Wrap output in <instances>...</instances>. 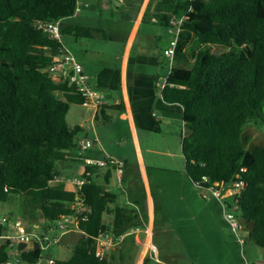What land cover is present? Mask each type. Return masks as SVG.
I'll list each match as a JSON object with an SVG mask.
<instances>
[{"label": "trees", "instance_id": "16d2710c", "mask_svg": "<svg viewBox=\"0 0 264 264\" xmlns=\"http://www.w3.org/2000/svg\"><path fill=\"white\" fill-rule=\"evenodd\" d=\"M76 5V0H0V203L23 195L24 214L36 221L39 211L43 229L71 214L70 204L80 195L89 206L81 236L71 257L54 264H126L124 256L96 255L101 232L120 237L144 225L136 211L116 205L117 196L107 188L111 176L99 183L93 176L100 168L85 165L80 189L54 185L60 177L57 163L67 160L84 131L71 127L67 114L85 99L73 85L50 77L47 69L64 46L36 23L70 18ZM99 6L103 19H118L112 0H100ZM155 10L158 24L166 28L172 15L184 17L162 97L183 108L186 175L195 186L241 184L229 205L238 206L248 239L264 249V147L246 151L242 140L246 125L264 123V0H160ZM66 33L91 36L81 27L67 26ZM195 42L199 48L191 51ZM233 48L236 53L223 54ZM92 86L120 91V70H101ZM121 108L102 105L97 122L108 123L107 110ZM109 205L115 208L107 224ZM6 250L0 245V264L8 259ZM42 257L40 249L22 255L28 264Z\"/></svg>", "mask_w": 264, "mask_h": 264}, {"label": "crops", "instance_id": "0c3cea01", "mask_svg": "<svg viewBox=\"0 0 264 264\" xmlns=\"http://www.w3.org/2000/svg\"><path fill=\"white\" fill-rule=\"evenodd\" d=\"M159 1L160 0H112L114 8L118 12V19L108 20L103 19L100 15V0H79V11L74 14V16L62 20L61 25L62 31L67 26L81 27L90 31L91 36L86 37L87 39H104L110 41L113 45L119 46L116 51H110L106 54L98 53L99 56L104 57L107 65H105V67H99L98 62H96V68L94 67L92 69V67L83 63L82 60H79L78 57H76V49L74 50V54L72 49H69L67 45H63L65 50L70 52L83 66L84 72L89 78V82L91 83V80L95 81L91 84L96 83L97 75L105 68L120 70L121 90L110 91L111 93L107 94V91H103L106 96V102L104 105L109 107L120 104L122 107L120 110L109 109L107 110V114L111 116L112 121L117 119L118 115L123 116V120L127 127L126 134L129 138H131V140H133L141 179L144 184V188L148 192L150 203L148 204L149 224L143 223V227L131 229L128 233L124 234V239L118 247L127 253L133 251V248L140 246L148 248L147 252L150 254L149 256H146L145 259L149 258L152 261V263L149 264H184V261H181L184 260V257L180 260H176L175 256H161L160 253L162 251L160 248L162 244L159 246L155 242L153 230L150 227L152 226L151 221L153 219L154 210V206L152 207V204L154 205V203L150 192L151 185L148 167L144 161L139 137V134L142 131L158 133L161 132L162 126L164 125L170 126L176 121L183 122L182 106L179 104H168L162 97L163 88L161 85L166 83L170 72V70H168V62L163 52L169 46L172 37L168 33L167 28L159 25L157 22L158 17L156 15L158 14L155 9ZM91 19L98 21L95 25H93L89 22ZM103 21L107 23H104ZM101 23H103V25ZM66 34L74 38L72 34ZM81 44L83 47H87L88 45L86 42H81ZM93 54L94 52L87 50L85 57L90 60ZM73 107H75L74 111H72ZM79 108L84 109L81 112L82 118H80V121L77 122V124L71 126H80L84 130L78 144L83 139L97 141V137L96 139L92 138L95 137L96 134L94 123L97 122L96 117L98 116L100 110H95V108L87 107L84 104H72L67 117L71 116L73 120H78L77 115L80 111ZM97 143V150H90L83 155L75 154L72 156V151H70L67 159L80 162V168L76 167V165L69 167L77 169L76 174L79 175L75 174L73 177L60 176L55 180L54 185L62 187L68 184L73 186L69 180L80 178L82 176L85 170V164L83 162L84 158L99 160L106 158V156L103 157L101 155V153L106 154L105 150L101 146L102 144L98 141ZM77 148H79V145ZM108 175L111 177L107 188L111 193L116 195V192L111 190L110 182L116 175V180L119 186L120 182H123V178L122 174L120 175L115 168L99 169V172L93 176V179L103 184L105 182V177ZM194 187L197 189L195 185ZM118 200L119 198L117 196V201ZM213 200L214 202H211V199L206 204L210 205L211 203H217L219 205V201L217 199L214 198ZM109 208L114 211L115 205H109ZM218 208L221 210L220 205ZM218 215L219 220H212L213 223L210 224L207 231L196 233V240L192 238L182 239L183 247H196V262H198V264H241L242 256L240 248L232 236L224 216L219 213ZM142 233H144L142 235L144 236L143 240L140 237ZM130 236H133V238L129 239ZM132 244H134V246ZM195 249H192L191 252L195 253ZM114 250L115 248L108 250L106 256L114 257ZM163 252L174 254L188 253L186 249L177 250L171 248L166 249ZM263 252L264 249H262V253ZM200 254L206 255L201 256ZM158 255L161 257L158 258ZM154 257H157V259ZM53 259H57V257ZM145 259H142V262L141 259L137 260L136 264H144Z\"/></svg>", "mask_w": 264, "mask_h": 264}, {"label": "rangeland", "instance_id": "374dc122", "mask_svg": "<svg viewBox=\"0 0 264 264\" xmlns=\"http://www.w3.org/2000/svg\"><path fill=\"white\" fill-rule=\"evenodd\" d=\"M98 20H89L90 23L95 25ZM101 22V21H100ZM99 22V23H100ZM104 23H107L103 21ZM103 25V23H101ZM77 40V41H76ZM81 42H86L87 47H83ZM61 43L67 45L69 49H72L75 54V49L77 50L75 54L79 60L83 63L88 64L92 69L96 66L98 62L99 67H105L107 65L104 57L99 56L100 54H106L110 51H116L119 46L113 45L110 41L104 39L90 40L86 37H71L68 34L62 36ZM199 48L198 42H195L191 48L192 50H197ZM87 50L94 52L91 59L85 57ZM236 49H225L223 54L234 52ZM167 60V59H166ZM168 62V61H167ZM96 68V67H95ZM169 68V64H168ZM169 70V69H168ZM91 80V83H94ZM105 93V92H104ZM107 93H111L107 91ZM78 120H73L67 117V122L70 126L77 124L82 118L81 112L84 110L79 108ZM75 110L73 107L72 111ZM120 116V117H119ZM95 127V137L99 143H101L106 154L101 153V155L107 158L114 159L117 162H123L122 167L123 182H118L116 180V175L114 179L110 182L111 190L116 192L119 200L116 205L134 210L138 213L140 220L143 223L149 224V203L150 199L147 190L144 188V184L141 179L140 169L136 157V152L133 145V140L129 138L126 134L127 127L123 120V116L118 115L117 119L110 120L108 123L98 121L94 123ZM184 133L183 122L176 121L170 126H162L161 132L151 133L142 131L139 134L140 145L144 161L148 167L149 179H150V192L153 200L154 206L153 219L151 221L154 239L157 245H161L160 255L175 256L176 260H180L184 257V264H198L196 262V247H183L182 239H195L196 233H201L202 231H207L210 224L213 223L212 220H219V215H223V208L220 205L221 210L218 208L219 205L211 203L206 204L209 200H204L198 195L197 189H195L193 183L190 181L185 172V161L182 155L181 140L182 134ZM243 146L246 151H251L256 146L264 147V123L256 125L254 122L246 125L244 128L243 136ZM98 143L89 149L97 150ZM86 151V152H88ZM86 152L80 151L79 148H74L72 150V156L75 154H85ZM105 159V158H104ZM76 165L80 168V162L73 161L72 159H67L63 162L57 163V171L60 176L63 177H73L76 174L77 169H72L69 166ZM79 175V174H76ZM113 206V205H112ZM112 209H108L105 214V222L110 224L112 222ZM24 197L23 195H12L10 196L7 203H0V221L4 216H13L21 219L27 227H39V231L42 229V217L41 213L38 211L35 213L37 220H31L28 215L24 214ZM236 216L240 218V213L237 212ZM230 230V227H228ZM140 235L141 239H144ZM235 241L236 238L231 232ZM80 232H73L64 235L61 238L59 246H53L48 250L43 252V256H50L57 259H66L71 257L73 253V247L79 237ZM130 236L129 239H132ZM63 239V240H62ZM167 244H166V243ZM3 241L0 239V245ZM134 246V244H132ZM238 245V244H237ZM61 246V247H60ZM114 256L117 259L122 257L127 264H136L137 260L145 259L149 256L147 248L144 246L133 248V251L127 253L120 247H114ZM186 249L188 253H166L163 252L166 249ZM240 248V247H239ZM195 249V253L191 250ZM241 252V251H240ZM244 254L249 261H263L264 262V252L261 254L259 247H257L249 239L246 241L244 246ZM201 256L206 254H200ZM160 256V257H161ZM158 255V258H160ZM154 260V259H153Z\"/></svg>", "mask_w": 264, "mask_h": 264}, {"label": "built area", "instance_id": "2783aa9c", "mask_svg": "<svg viewBox=\"0 0 264 264\" xmlns=\"http://www.w3.org/2000/svg\"><path fill=\"white\" fill-rule=\"evenodd\" d=\"M79 0H76V11H79ZM184 17L172 15L167 27L168 33L172 39L169 46L164 50L163 54L168 61L169 70L172 69L175 62V50L183 23ZM36 27L42 30L49 37L61 42L62 40V25L61 20L55 22H37ZM47 72L50 74L52 80L56 83L67 82L69 85H73L77 93H79L84 99V105L87 107H93L95 110H100V107L105 104L106 96L102 90H98L92 86L89 82L88 76L84 72L83 66L76 60V58L68 51H62L59 55L53 58ZM162 88L165 87L161 85ZM96 140L83 139L79 142V148L81 151H88L96 145ZM83 162L86 166H94L100 169L103 168H115V170L121 175L123 162H117L114 159H93L84 158ZM207 183V179L204 178ZM69 182L80 189L86 180L81 178H74ZM198 195L204 199L209 200L215 197L223 208V216L230 231L236 238V243L240 247L242 263L241 264H264L263 262H252L247 259L244 254V246L248 240V230L246 226L241 222L240 218L236 216L238 212L237 205H229V200L234 194L240 193L242 189L241 184H237L236 187H227L224 182H215L207 185H196ZM229 192V193H228ZM72 211L69 215L62 216L59 220L50 224L48 227L38 230V227L30 229L26 227L21 219L13 216H4L0 221V226L3 228V232L0 233V239L3 244L7 245L8 259L2 264H28V262L22 259V255L26 252H31L40 249L42 252L48 250L53 246H58L61 242V238L73 232H78L80 222L86 221L87 212H89V206L85 203V200L76 195L75 201L70 204ZM35 230V233L33 232ZM124 239V235L117 237L110 230L103 231L96 239V255L99 257H106L108 250L118 246ZM157 259V257H154ZM34 264H54V259L51 257H42Z\"/></svg>", "mask_w": 264, "mask_h": 264}, {"label": "water", "instance_id": "95a60500", "mask_svg": "<svg viewBox=\"0 0 264 264\" xmlns=\"http://www.w3.org/2000/svg\"><path fill=\"white\" fill-rule=\"evenodd\" d=\"M33 232L35 233V230ZM260 250H261V254H262V249H260Z\"/></svg>", "mask_w": 264, "mask_h": 264}, {"label": "bare ground", "instance_id": "6f19581e", "mask_svg": "<svg viewBox=\"0 0 264 264\" xmlns=\"http://www.w3.org/2000/svg\"><path fill=\"white\" fill-rule=\"evenodd\" d=\"M148 249V248H147Z\"/></svg>", "mask_w": 264, "mask_h": 264}]
</instances>
